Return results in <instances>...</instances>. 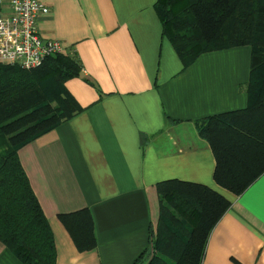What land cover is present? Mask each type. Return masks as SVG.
I'll return each mask as SVG.
<instances>
[{
  "label": "crops",
  "instance_id": "1",
  "mask_svg": "<svg viewBox=\"0 0 264 264\" xmlns=\"http://www.w3.org/2000/svg\"><path fill=\"white\" fill-rule=\"evenodd\" d=\"M40 1L50 7L41 35L61 41L81 67L65 82L81 110L18 151L53 234L55 264H140L159 223L157 184L170 180L230 203L200 264H264V173L239 195L222 188L199 133L206 117L247 106L250 46L207 51L184 67L157 0ZM85 209L96 245L81 251L59 216ZM0 264L24 263L0 241Z\"/></svg>",
  "mask_w": 264,
  "mask_h": 264
},
{
  "label": "trees",
  "instance_id": "2",
  "mask_svg": "<svg viewBox=\"0 0 264 264\" xmlns=\"http://www.w3.org/2000/svg\"><path fill=\"white\" fill-rule=\"evenodd\" d=\"M155 10L184 67L207 51L251 48L247 106L206 117L199 131L216 160L214 182L239 195L264 173V0H157ZM80 70L65 53L29 70L0 64V241L24 264H55V248L18 151L81 110L65 86ZM157 194L156 236L137 262L200 264L229 201L178 180L158 183ZM59 218L79 250L96 245L88 210Z\"/></svg>",
  "mask_w": 264,
  "mask_h": 264
},
{
  "label": "built area",
  "instance_id": "3",
  "mask_svg": "<svg viewBox=\"0 0 264 264\" xmlns=\"http://www.w3.org/2000/svg\"><path fill=\"white\" fill-rule=\"evenodd\" d=\"M8 12L0 15V64L34 69L51 55L64 52L61 41L44 38L39 19L50 12L40 0H0Z\"/></svg>",
  "mask_w": 264,
  "mask_h": 264
},
{
  "label": "water",
  "instance_id": "4",
  "mask_svg": "<svg viewBox=\"0 0 264 264\" xmlns=\"http://www.w3.org/2000/svg\"><path fill=\"white\" fill-rule=\"evenodd\" d=\"M144 264H148V262L144 263Z\"/></svg>",
  "mask_w": 264,
  "mask_h": 264
}]
</instances>
